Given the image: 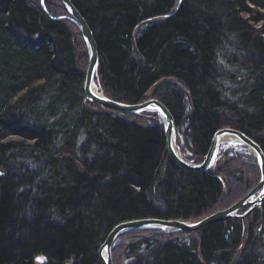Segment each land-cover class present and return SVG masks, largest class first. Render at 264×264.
I'll use <instances>...</instances> for the list:
<instances>
[{
  "label": "trees",
  "instance_id": "16d2710c",
  "mask_svg": "<svg viewBox=\"0 0 264 264\" xmlns=\"http://www.w3.org/2000/svg\"><path fill=\"white\" fill-rule=\"evenodd\" d=\"M177 1L71 0L98 48L97 86L117 102L164 104L189 163L224 128L264 152V0ZM38 5L0 0V264H96L120 223L196 222L226 209L219 176L248 151L222 148L214 168L191 173L170 159L156 116L96 115L77 39ZM123 237L127 264H264V206L199 234Z\"/></svg>",
  "mask_w": 264,
  "mask_h": 264
},
{
  "label": "water",
  "instance_id": "95a60500",
  "mask_svg": "<svg viewBox=\"0 0 264 264\" xmlns=\"http://www.w3.org/2000/svg\"><path fill=\"white\" fill-rule=\"evenodd\" d=\"M64 4L67 5L69 9V14L75 19V21H79L81 26L82 37L87 44L90 50V57H89V67L87 69L84 89L86 99L96 104L111 110L112 112H121L125 114H133V115H140L143 112L147 111H154L159 114L164 123V136L166 141V149L170 156V158L184 171L191 172V173H206L213 167L215 163V156L217 151L223 142H226V139H229L230 143L237 144L244 146L250 150L253 156L256 157L259 166L264 169V154L262 153L261 149L249 140L246 136L240 134L238 131L233 130H219L213 137L209 152L205 157L204 161L197 165H190L184 161L182 156L180 155L178 148L176 146V127L174 118L169 111L168 108L165 107L161 102L156 99H149L147 101L138 103V104H126L122 102H117L111 100L107 97H104L101 92H97L95 89L94 79L97 73L98 65H99V55H98V48L93 36L92 31L88 27L85 21L80 18L79 13L71 4L70 0H63ZM259 193L256 198L254 195ZM264 204V177L261 178L260 184L253 190V192L249 193L244 199L236 203L234 206L219 211L217 213L208 215L203 219L190 223H171L165 222L161 220L155 219H148V220H136L130 221L126 223H122L116 226L108 235L106 241L101 246L102 248H106L107 252L111 254V248L114 242L120 237L122 234L130 231H172L173 228H179V232L184 233H195L199 230H202L205 227L213 223H221L231 219H246L247 216L255 212L256 210L260 209ZM249 206V210L244 214L239 216L238 212L244 208ZM45 261V260H43ZM110 264V263H104Z\"/></svg>",
  "mask_w": 264,
  "mask_h": 264
},
{
  "label": "bare ground",
  "instance_id": "6f19581e",
  "mask_svg": "<svg viewBox=\"0 0 264 264\" xmlns=\"http://www.w3.org/2000/svg\"><path fill=\"white\" fill-rule=\"evenodd\" d=\"M44 0H39V2L35 1V0H29L30 4L32 6H35V5H38V7L40 8L41 11H43L44 13H46L48 16H51L48 12V8H47V5H43L41 4V2H43ZM59 5V9H60V13L56 14L54 13L56 16H51L53 17L52 19L56 20V21H59V22H62V23H65L67 26L65 27V29L68 31V33L71 34V36L74 38V39H77V42L79 45H82V42H83V45L85 44L87 46V44L85 43L83 37H82V32H81V26H80V23L79 21H76V22H73L75 21V19L69 14V9L67 7V5L64 4L63 0H55ZM183 0H178L177 1V5L179 6L181 4ZM71 2V0H70ZM71 4L73 5V3L71 2ZM53 6V5H52ZM177 6V7H178ZM73 7L76 9V11L79 13L80 15V18L86 22V24L88 25L87 23V20L85 19L84 15L73 5ZM168 16H165L164 18H167ZM73 20V21H72ZM148 21V20H147ZM160 20H155V21H152V22H155V23H158ZM149 22L151 23V21H148V22H141L139 27H140V30L141 31H145L148 26L150 25ZM158 25V24H156ZM89 27V25H88ZM90 28V27H89ZM151 28V27H150ZM86 49V51L84 50L86 56L88 57V64H87V69L89 67V57H90V50L87 46L86 47H83V49ZM84 54V55H85ZM237 63H242V61H237ZM240 65V64H239ZM86 73H87V70H86ZM96 91L98 92V89H100L102 92V88H101V85L99 84V86H96L95 87ZM84 95H85V92H84ZM103 96L106 97V95L104 94L103 92ZM86 97V95H85ZM87 98V97H86ZM108 98V97H107ZM87 103L91 105V108H92V111L96 113V115H100L102 114L101 113V110L100 109H103V110H106V111H110L112 112L111 110H108L107 108L103 107V106H100L98 104H96L95 102H92L90 100H87ZM164 105V104H163ZM94 106V107H93ZM97 107V108H96ZM166 107V106H165ZM100 108V109H98ZM167 108V107H166ZM100 110V111H99ZM114 113H119V114H125V113H121V112H114ZM126 116L124 117V119H120V118H117L121 121H124V122H127V123H136L137 121H135L134 119L136 117H146L148 115H153L155 118H157L158 120L161 121V123H163V119L162 117L157 114V112H154V111H147V112H143L142 114L140 115H133V114H125ZM174 122H175V119H174ZM175 127H176V124H175ZM163 129H164V123H163ZM224 129H228V130H233V131H238L240 134L246 136L249 140H251L253 143H255L262 151V153L264 154L263 152V149L261 148V146L254 140V138H251L249 137L248 135H246L244 132H241L239 130H235V129H231V128H224ZM222 129V130H224ZM217 133V132H216ZM215 133V134H216ZM214 137V136H213ZM213 140V139H212ZM230 140L229 139H226V142H223V144L220 145L218 151H217V154L215 156L216 160H215V163L213 165V168L214 166L216 165V162L218 161V159H221V153L219 152L220 149H222L224 146H230L231 143L229 142ZM166 143V141H165ZM212 143V141H211ZM176 146L177 148H179L178 144H177V132H176ZM228 148V147H226ZM210 149V148H209ZM245 149L250 153V154H247L245 152H239L237 155V158L238 160L234 161L233 163H229L228 166H223V174L224 175H220L219 177L221 178V180L224 182V185H225V191H226V195H228L229 191H230V186L229 184L231 183L233 186V189L235 190H238L237 193L239 195V197L243 196L245 194V190L247 191L248 189L251 190L249 191V193L253 192V190L255 188H257V186L260 184L261 182V178L264 177V169H262L261 166H259V163L256 159L255 156L252 155V153L250 152V150L248 148L245 147ZM167 150V149H166ZM209 152V151H208ZM168 153V152H167ZM208 154V153H207ZM169 155V154H168ZM182 156V155H181ZM207 156V155H206ZM205 156V157H206ZM170 157V156H169ZM183 158V156H182ZM171 159V158H170ZM184 159V158H183ZM205 159V158H204ZM172 160V159H171ZM173 161V160H172ZM174 162V161H173ZM174 164L176 166H178L175 162ZM179 167V166H178ZM180 168V167H179ZM181 169V168H180ZM237 169H241L242 172L240 170H237ZM245 169V172L244 174L246 173V171L248 170H252L254 171V176L252 178V181H248L247 179L244 178V180H242V173ZM183 170V169H181ZM184 171V170H183ZM229 182V184H228ZM257 183V184H256ZM256 184V185H255ZM232 189V188H231ZM248 193V194H249ZM246 194V196L248 195ZM259 193L257 192L255 195H254V198H256V195H258ZM246 196H243L239 201H241L242 199H244ZM159 199V198H158ZM238 201V202H239ZM237 202V203H238ZM236 204V203H235ZM234 204V205H235ZM234 205H230L229 207L227 206L226 209L234 206ZM264 206V204H263ZM262 206V207H263ZM261 207V208H262ZM260 208V209H261ZM224 209V210H226ZM249 210V206L247 207H244L242 208L239 212H238V215L241 216V215H244L247 211ZM259 210V209H258ZM257 211V210H256ZM148 220V219H146ZM158 220V219H156ZM161 221H165V222H171V223H175V222H179V223H184V224H188V221L187 220H182V218H179L177 220H162L160 219ZM231 220H240V221H243L241 219H231ZM136 221V220H134ZM229 221V220H228ZM190 223H194V222H190ZM214 224H217V223H213L211 225H214ZM210 226V225H209ZM207 228V227H205ZM205 228H203L202 230H204ZM179 228H173L172 231H158V230H154L152 232H158V233H161V234H170V237H175L177 236L179 233L180 234H185V235H188V234H199L202 230H199L198 232H195V233H184V232H179L178 230ZM144 232V231H142ZM103 245V244H102ZM101 245V246H102ZM97 256H98V259L96 261V264H104V263H110V264H127L126 262V259H120L118 256H114L113 254H110L107 252V249L106 248H102V247H99L98 251H97ZM41 261L43 262V260H45L44 256H38L36 257L35 261L38 263V264H47V261L45 260L44 263H39L38 261ZM95 264V263H94Z\"/></svg>",
  "mask_w": 264,
  "mask_h": 264
},
{
  "label": "rangeland",
  "instance_id": "374dc122",
  "mask_svg": "<svg viewBox=\"0 0 264 264\" xmlns=\"http://www.w3.org/2000/svg\"><path fill=\"white\" fill-rule=\"evenodd\" d=\"M44 4L45 5H47V8H48V10H49V14H53V16H55L54 15V13H56V14H58V13H60L61 11H60V9H59V5H57L58 3L55 1V0H45V2H44ZM53 5V6H52ZM83 43V42H82ZM82 47H86L87 48V46L84 44L83 46H80V49H79V45L78 44H75V48H76V50H77V52H82V54H78V57H77V60H78V64H79V66L81 67V68H84L85 70L87 69V64H88V57L86 56V54H85V52H84V50L86 51V49L84 48H82ZM85 54V55H84ZM86 78V77H85ZM96 86H97V84H96ZM84 89V88H83ZM99 90V89H98ZM100 91V90H99ZM147 100H149V99H147ZM160 102V101H159ZM147 120H149V119H147ZM151 121V120H150ZM155 120H153L152 119V122H154ZM226 147H230V146H224L223 147V150L224 149H226ZM247 154H250L249 152L247 153ZM17 166V165H16ZM16 166L14 167H12V168H9V171H11L10 173L12 174V175H14L13 173H16L15 172V170H16ZM3 175V171H2V173H1V170H0V177ZM246 177H247V180H249V181H252V178H253V176H254V171H252V170H248V171H246V173L244 174ZM253 175V176H252ZM257 184V183H256ZM255 184V185H256ZM232 184L230 183V187L232 188H230V194L228 195V198L230 199L229 201H224V204L225 205H227L228 207L230 206V205H234L235 203H237L243 196H241V197H239L238 199H236V201H232L231 200V195L232 196H235V195H237L238 193H237V191L238 190H235V189H233V186H231ZM251 189V188H250ZM250 191V190H249ZM244 196H246L245 194H244ZM225 200V199H224ZM220 208H222V207H219V208H217V211H221V210H223V209H220ZM251 215V214H250ZM249 215V216H250ZM248 217V216H247ZM246 217V218H247ZM156 220V219H155ZM128 222H130V221H128ZM123 223H126V222H123ZM120 224H122V223H120ZM119 224V225H120ZM118 226V225H117ZM130 232H140V234H147V233H149V232H152V231H144V232H142V231H130ZM130 232H126L124 235H126L127 233L129 234ZM108 237V236H107ZM107 239V238H106ZM127 238H125L124 239V237H123V235H121L120 237H118L117 238V240L114 242V244H113V248H111L112 249V251H111V254H113L114 256H118L120 259H125L126 257H127V255H128V253H129V251H128V249H127V247H128V245H129V240H126ZM106 241V240H105ZM46 260V259H45ZM39 263H44V261L43 262H41V261H38Z\"/></svg>",
  "mask_w": 264,
  "mask_h": 264
}]
</instances>
